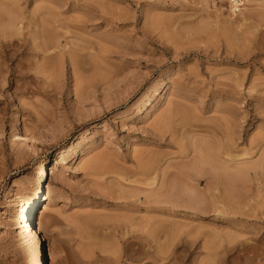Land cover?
I'll use <instances>...</instances> for the list:
<instances>
[{"label":"rangeland","instance_id":"374dc122","mask_svg":"<svg viewBox=\"0 0 264 264\" xmlns=\"http://www.w3.org/2000/svg\"><path fill=\"white\" fill-rule=\"evenodd\" d=\"M2 61L0 264L39 261L15 218L41 180L44 264H144L103 232L128 217L139 233L165 218L150 257L166 264H264V0H0ZM175 111L187 118L166 120ZM166 121L187 141L162 137ZM212 127L256 165L229 182L237 194L180 169ZM153 159L156 184L133 183ZM125 188L140 193L133 211Z\"/></svg>","mask_w":264,"mask_h":264},{"label":"bare ground","instance_id":"6f19581e","mask_svg":"<svg viewBox=\"0 0 264 264\" xmlns=\"http://www.w3.org/2000/svg\"><path fill=\"white\" fill-rule=\"evenodd\" d=\"M0 63L3 64L4 61H2ZM0 67H2V65H0ZM175 112L176 113H172L171 114V117L170 118L168 117V119H166V120H168V121L170 120V122L173 123V122H175L177 120V118H180L182 121L185 120V118H187L185 116H182V114H180V116H179V111H178V113H177V111H175ZM183 117H184V119H183ZM174 118L176 120H173L172 121L171 119H174ZM170 122H167L166 121L165 125L167 123H169V124H168L167 127L166 126L164 127L166 129L163 131L164 134H163L162 137L165 136V133H168V132H171L172 133L175 130H178V129H171L172 131H169V128H170L169 125L172 124ZM177 125H179V124H177ZM180 125L181 126L185 125L184 128L186 127V124L185 123L183 125L182 124H180ZM191 127L194 129L193 126H191ZM241 127L243 129L242 131L245 132L244 126H241ZM186 129H187V127H186ZM209 129H211V128H209ZM209 129L207 128V131H209ZM180 130H178V132ZM182 130H184L183 127H182ZM178 132L175 131V134L172 133L171 137H172V140L173 141H176L175 139H177L176 138L177 136L175 137V135H176V133H177V135H179ZM185 132L182 131L180 133V135H182L181 136L182 139H179V140H181L180 141L181 143H183L185 140L187 141V139L185 138V136H183L185 134ZM209 133H210V135L207 134V135H209V137L206 138V139H202V140L196 142V144H195V146H194V148L192 150L197 155L196 156L197 159L195 158L196 159V161H195L196 163L193 164L196 168L195 167L193 168L191 166V168L189 167V170L190 171L186 167L185 168H180L182 170V172H188L187 174H189V177H196L197 179L196 178L195 179L198 182H201V179H200L201 176L202 177H207V178L210 177L212 179L211 185L213 187L214 186L215 187H218V186H220L222 184L225 185V183H227L226 184L227 185L226 187H229L230 186V183H229L230 181H231V183H234V181H235L236 184L235 183L234 184L237 185V180H238V182L247 180V179H245V178H247L245 176L246 175H249L251 171H253V170L256 169V165L253 166L252 164L249 163V161H248L249 159H246L245 156H247L248 153L243 152L241 154H236L235 153V142H234V139H233V137L231 135L227 134L226 132L223 135V134L219 133L218 129H216L215 127L214 128L212 127V129L209 131ZM185 135L187 136V134H185ZM16 136H17V138H18L19 141H27L23 137V135L21 133H19V132L16 133ZM173 137H175V139H173ZM239 139L245 141V139H244V137L242 135H240ZM172 140H170V141H172ZM182 140H184V141L182 142ZM177 142H178V139H177ZM177 142H175V143L176 144H179ZM236 142H237V140H236ZM180 145H181V147L182 146L183 147L181 149L178 148L179 149V154H181V157H183V156L186 157V155L188 153H190L191 150L189 149L188 152H187V150H186L187 147L186 146L188 144H186V146H184L185 143H184V145L179 144V146ZM192 151H191V153H192ZM188 155H190V154H188ZM243 156L245 158L244 159L243 158L241 159L240 157H243ZM155 160L153 159L152 161H144V162H141L140 164H138V166L136 168L137 171L135 170L132 173H133V175H136L134 173H139L137 175H141V176H140V178L138 177L139 179L137 178L138 181L135 180L136 182H134V179H133V183H137V185H138V183H139V185L140 184L141 185H144V181H153L152 183L151 182L148 183V185H154V184H156V182H157L156 181V176L158 177V175H160V173H159V171H160L159 169L160 168H158L160 166L157 164L158 161L156 160L157 161L156 162ZM199 168H201L200 170H202V171L199 172L197 170ZM164 172L162 174L163 179H164L163 181H166L167 175H170V174H167L166 172L165 173ZM157 173H159V174H157ZM41 175L43 177L48 176V168H47L46 165H44V169H43V172H42ZM241 176H242V179L245 177L244 178L245 180H240L239 181V179H237V177H240V179H241ZM141 177L143 179H141ZM234 177H236L235 180L233 179ZM232 179L234 180L233 182H232ZM129 180H130V178H129ZM127 181H128V179H127ZM163 181H162V184H161V188H159L160 191L164 188V185L163 184H165V183H163ZM245 183H246V181L244 182V184ZM42 184L43 183H42V180H41L39 182V185H38L37 189L35 190L33 196L29 199V201L27 202V204L25 206H23V209L21 211L22 213L20 214V216H17L15 218V220L17 221V226L18 227L24 228L26 230V232L28 233V235H30L33 238H36L38 240V246H39V253H38V255H39V261L37 262V264H44L45 263V253L46 254L48 253V255H49V257L51 259L53 258V255H52V245L50 244V242H48V239L43 234V229H42V222H43V219H44V211H40L41 208H39L40 205H41V203H42V201H43V197H44ZM235 185H233L234 186V189H233L232 188V184H231V188L233 190H236L237 189V187ZM242 185H243V183L241 184V186ZM137 187H133V189L135 188L134 190L135 191L138 190L140 193H142V192L145 193L146 191L148 192V190H146L144 188H141V187L140 188H137ZM215 187L213 188V190H216ZM242 187H244V185ZM245 187H246V185H245ZM133 189H127L126 190V188H125L124 190L128 193V192H130ZM232 189H230V187H229V189H228V190H230L229 192H232L233 191ZM128 190H130V191H128ZM213 190H210V191L213 192ZM160 191L158 190V192H160ZM233 192H235L237 194V190L236 191H233ZM125 193H124V195H125ZM140 193L135 194L134 191H133V192H130L129 194H126V196H128V197H126V196L125 197L128 198V199H126L127 202H125L124 207L127 208V209H130L131 211L134 210L133 208L136 209L137 207H140V206H137L136 205V202H137L136 200H138L137 199L138 198L137 196H139ZM231 194L233 196V193H231ZM236 194H234V195L236 196ZM146 199H148V198H146ZM194 203H197V202H194ZM147 207L146 208L148 210H150V211H151V209H153V206H151L152 208H149L150 206H147ZM162 208L165 209V210L168 209V207L167 208L166 207H162ZM154 209H156V208H154ZM163 209H162V211H163ZM148 210H147V212H148ZM133 218L134 217H131V218L128 217V218H126L127 220H125V221H123V219H122V220H119L117 222H116V220L113 219L112 222L115 221L113 224L111 223L110 220L109 221H106V223H108V225H110V226H108V225H106L104 223L105 231H103V232H105L104 234L106 236H109L110 235L111 232H108L109 234L107 235V230H106V226H107V227L110 228V229H108V228L107 229L108 230H112V232L116 236H121L120 237V240H121V242L123 244V247H124V249H123L124 251H122V249H121V251L124 253L126 259L133 261V260L140 259L141 256H145V257L147 256L148 258L151 259L152 257H150V256H152L151 255L152 250L154 249V246H156L155 244H158L159 243V242L156 243V240L157 241H160V239L162 238V237L159 238L161 236V235L159 236V234L160 233L166 234L165 233L166 231L164 229L165 227L164 226L162 227L163 223L165 222L163 219H165V218H163V219L161 218L163 221L160 220V218H159L160 221H158V222H159V224L161 223L160 224L161 226H159L160 228L158 227L159 230L156 229V228H155L156 229L155 230L153 228L154 227V224H153L154 218L152 219V217L151 218L149 217L148 219H141L140 223L143 224L144 226L141 228L142 230L140 231V233L134 229L135 222L137 221V219L136 218L133 219ZM161 228H163V229H161ZM113 233L111 234L112 236H114ZM156 233H159L158 234L159 237L157 236L158 238L155 236ZM40 246H41V248H40ZM123 253H121V254H123ZM148 258L146 259V261H145L144 264H153L152 261H154L156 263H159V264H166V260H167L164 256L163 257L162 256H159V258H156V259H155V256H154L153 257L154 260L152 258V260L150 262ZM159 261H161V262H159Z\"/></svg>","mask_w":264,"mask_h":264}]
</instances>
